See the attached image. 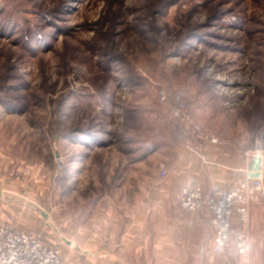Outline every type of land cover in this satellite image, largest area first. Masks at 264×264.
<instances>
[{
	"label": "rangeland",
	"instance_id": "rangeland-1",
	"mask_svg": "<svg viewBox=\"0 0 264 264\" xmlns=\"http://www.w3.org/2000/svg\"><path fill=\"white\" fill-rule=\"evenodd\" d=\"M260 146L264 0H0V180L24 194L5 214L68 264L65 223L158 198L194 157L247 166L178 209Z\"/></svg>",
	"mask_w": 264,
	"mask_h": 264
},
{
	"label": "crops",
	"instance_id": "crops-1",
	"mask_svg": "<svg viewBox=\"0 0 264 264\" xmlns=\"http://www.w3.org/2000/svg\"><path fill=\"white\" fill-rule=\"evenodd\" d=\"M216 151L212 146L206 152L210 157ZM224 156L220 164L210 158L202 163L197 157L185 162L186 166L181 165L177 174L162 183L158 198L145 199L134 209L125 205L124 212L99 213L79 230L67 223L64 232L57 227L71 264L76 260L82 264H264V239L260 238L264 235V202L251 207L247 222L238 213L234 215L243 230L258 237L251 241L247 256L216 253L208 213H183L176 208L174 198L184 186L208 189L211 183L228 186L242 179L247 166L239 159L232 161L237 155L225 151ZM19 189L0 180V211L4 213L0 220H10L4 199H24Z\"/></svg>",
	"mask_w": 264,
	"mask_h": 264
},
{
	"label": "built area",
	"instance_id": "built-area-1",
	"mask_svg": "<svg viewBox=\"0 0 264 264\" xmlns=\"http://www.w3.org/2000/svg\"><path fill=\"white\" fill-rule=\"evenodd\" d=\"M167 99L162 91V100ZM180 109H175L179 115ZM200 130L199 125H194ZM264 149L258 147L252 155L251 170L238 185L222 188L214 185L205 193L201 188L183 189L178 209L185 213L206 211L210 217L216 253H237L247 256L252 240L258 239L243 231L234 222L237 211L241 221L249 220L250 207L264 201ZM161 173L167 170L161 165ZM0 220V264H68L58 248L51 247L40 234L25 231L12 220ZM264 239V236L260 237ZM242 245V247H241Z\"/></svg>",
	"mask_w": 264,
	"mask_h": 264
},
{
	"label": "clouds",
	"instance_id": "clouds-1",
	"mask_svg": "<svg viewBox=\"0 0 264 264\" xmlns=\"http://www.w3.org/2000/svg\"><path fill=\"white\" fill-rule=\"evenodd\" d=\"M241 247H242V245H241Z\"/></svg>",
	"mask_w": 264,
	"mask_h": 264
}]
</instances>
